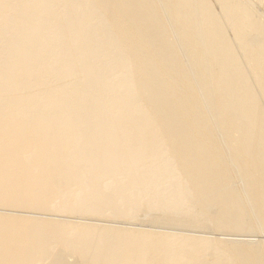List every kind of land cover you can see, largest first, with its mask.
<instances>
[{"label":"bare ground","instance_id":"bare-ground-1","mask_svg":"<svg viewBox=\"0 0 264 264\" xmlns=\"http://www.w3.org/2000/svg\"><path fill=\"white\" fill-rule=\"evenodd\" d=\"M0 264H264V0H0Z\"/></svg>","mask_w":264,"mask_h":264},{"label":"rangeland","instance_id":"rangeland-1","mask_svg":"<svg viewBox=\"0 0 264 264\" xmlns=\"http://www.w3.org/2000/svg\"><path fill=\"white\" fill-rule=\"evenodd\" d=\"M152 213H154V212H152ZM149 214H151V213H149ZM182 217H183V216H181V218H182ZM184 218H185V217H184ZM187 220H188V219H187ZM188 221H189V220H188ZM82 222L84 223V221H82ZM113 224H115V225H119V224H117V223H113ZM122 224H123V223H122ZM119 226H121V224H120ZM203 226L205 227L206 225L203 224ZM212 257H213L212 255H211V256L209 255V261H211ZM67 258H68V257H67ZM70 259H71V258H68V260H70ZM73 260H74V258L71 259V262H72Z\"/></svg>","mask_w":264,"mask_h":264}]
</instances>
